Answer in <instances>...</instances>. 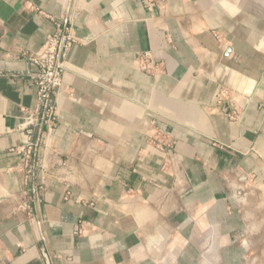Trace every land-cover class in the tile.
Segmentation results:
<instances>
[{"label": "crops", "instance_id": "0c3cea01", "mask_svg": "<svg viewBox=\"0 0 264 264\" xmlns=\"http://www.w3.org/2000/svg\"><path fill=\"white\" fill-rule=\"evenodd\" d=\"M57 22L76 42L27 172L26 55ZM258 195L264 0H0V264H240Z\"/></svg>", "mask_w": 264, "mask_h": 264}, {"label": "built area", "instance_id": "2783aa9c", "mask_svg": "<svg viewBox=\"0 0 264 264\" xmlns=\"http://www.w3.org/2000/svg\"><path fill=\"white\" fill-rule=\"evenodd\" d=\"M56 26V31L46 36L38 51L26 55L27 60L35 67L34 73L29 74L35 87V102L33 107L22 110L21 121L17 127V130L24 133V143L11 148L10 151L22 156L23 166L27 172L36 165V152L45 145L47 136L56 128L57 97L65 70V57L71 45L76 42V38L66 27L62 29L59 22ZM136 65L146 73H153L156 69V64L148 51L138 56ZM224 99H227L226 95L220 92L216 102L219 104ZM237 116L235 108L228 114L229 119L233 121ZM70 195V190H67L65 198ZM27 207L24 201L18 205L19 210Z\"/></svg>", "mask_w": 264, "mask_h": 264}, {"label": "rangeland", "instance_id": "374dc122", "mask_svg": "<svg viewBox=\"0 0 264 264\" xmlns=\"http://www.w3.org/2000/svg\"><path fill=\"white\" fill-rule=\"evenodd\" d=\"M252 206L249 207L247 213L249 228L245 237L240 238V240H243V243L252 246V248L245 255V259L241 260L240 264H258L257 250L259 244L264 241V196H256ZM251 210L253 211L251 212Z\"/></svg>", "mask_w": 264, "mask_h": 264}]
</instances>
